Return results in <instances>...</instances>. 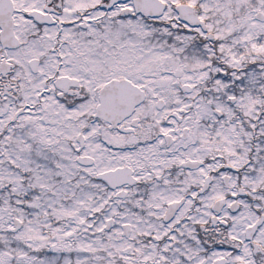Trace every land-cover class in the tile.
<instances>
[{
	"label": "snow or ice",
	"instance_id": "obj_1",
	"mask_svg": "<svg viewBox=\"0 0 264 264\" xmlns=\"http://www.w3.org/2000/svg\"><path fill=\"white\" fill-rule=\"evenodd\" d=\"M0 264H264V0H0Z\"/></svg>",
	"mask_w": 264,
	"mask_h": 264
}]
</instances>
